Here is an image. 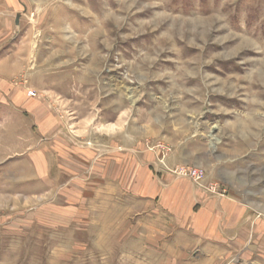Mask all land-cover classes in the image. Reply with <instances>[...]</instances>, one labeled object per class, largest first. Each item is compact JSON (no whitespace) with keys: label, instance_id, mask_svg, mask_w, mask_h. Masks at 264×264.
<instances>
[{"label":"rangeland","instance_id":"obj_1","mask_svg":"<svg viewBox=\"0 0 264 264\" xmlns=\"http://www.w3.org/2000/svg\"><path fill=\"white\" fill-rule=\"evenodd\" d=\"M48 111L118 122L209 195L213 161L264 181V0H0V264H163L126 193L53 189Z\"/></svg>","mask_w":264,"mask_h":264},{"label":"crops","instance_id":"obj_2","mask_svg":"<svg viewBox=\"0 0 264 264\" xmlns=\"http://www.w3.org/2000/svg\"><path fill=\"white\" fill-rule=\"evenodd\" d=\"M61 120L47 112L51 162L41 173L52 176L53 189L80 188L81 197H89V189L98 197L110 192L114 199L119 192L126 193L134 218L146 223L143 253L158 245L163 264L168 255L175 264H264V219L253 217L264 213L260 175L252 176L248 167L236 169L225 161H213L207 166L209 178L227 192L209 195L167 173L155 153L139 151L140 139L120 135L118 122L85 117L71 121L65 116Z\"/></svg>","mask_w":264,"mask_h":264},{"label":"built area","instance_id":"obj_3","mask_svg":"<svg viewBox=\"0 0 264 264\" xmlns=\"http://www.w3.org/2000/svg\"><path fill=\"white\" fill-rule=\"evenodd\" d=\"M173 172L178 173L180 175L188 176V177L192 178L193 180H198L202 177L204 178V176H205L203 169H201L199 167H194V166H180V167H177L176 169H174ZM210 189L213 193H215L217 191V186L213 185ZM223 194H225V191L221 192V195H223ZM259 217L264 219V216H262V214H260V213H258L256 215V218H259Z\"/></svg>","mask_w":264,"mask_h":264},{"label":"bare ground","instance_id":"obj_4","mask_svg":"<svg viewBox=\"0 0 264 264\" xmlns=\"http://www.w3.org/2000/svg\"><path fill=\"white\" fill-rule=\"evenodd\" d=\"M213 136H214V135H213ZM213 138H214V137H213ZM213 138H212V139H213ZM215 138H216V137H215ZM215 138H214V139H215ZM215 141H218V139H217V140L215 139Z\"/></svg>","mask_w":264,"mask_h":264}]
</instances>
